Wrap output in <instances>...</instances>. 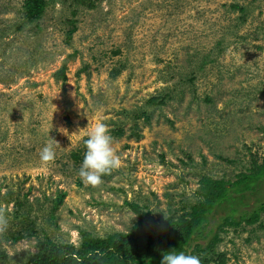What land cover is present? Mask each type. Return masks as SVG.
<instances>
[{
	"label": "rangeland",
	"instance_id": "obj_1",
	"mask_svg": "<svg viewBox=\"0 0 264 264\" xmlns=\"http://www.w3.org/2000/svg\"><path fill=\"white\" fill-rule=\"evenodd\" d=\"M28 1L0 0V264L126 233L132 206L178 216L202 178L264 156V0H39L34 19ZM97 122L121 166L92 186L78 170ZM231 196L209 228L264 202V181ZM220 238L226 264H264V213Z\"/></svg>",
	"mask_w": 264,
	"mask_h": 264
},
{
	"label": "trees",
	"instance_id": "obj_2",
	"mask_svg": "<svg viewBox=\"0 0 264 264\" xmlns=\"http://www.w3.org/2000/svg\"><path fill=\"white\" fill-rule=\"evenodd\" d=\"M25 6V16L29 19L40 13L39 0L28 1ZM154 102V98L148 100L150 104ZM262 181L264 156L253 157L247 172L238 174L233 182L202 178L199 198L178 216L156 220L149 212L132 206L137 220L128 232H115L104 238H93L82 232L77 246L41 243L42 252L31 264H161L163 254L172 249L198 256L201 264H226V254L216 249L222 241L220 234L225 233L226 228L257 223L264 213V202L238 218L230 214L224 216L216 229L209 228L208 217L222 203L224 209L233 213L242 197L232 198L231 193L241 196Z\"/></svg>",
	"mask_w": 264,
	"mask_h": 264
},
{
	"label": "clouds",
	"instance_id": "obj_3",
	"mask_svg": "<svg viewBox=\"0 0 264 264\" xmlns=\"http://www.w3.org/2000/svg\"><path fill=\"white\" fill-rule=\"evenodd\" d=\"M84 146L85 151L78 174L84 184L97 186L102 183L104 175L110 174L121 166L107 125L97 122L87 132ZM54 155L52 144L45 145L40 152V158L43 161H51ZM3 223H5L3 217H0V224ZM161 264H201V261L196 255L172 249L163 254Z\"/></svg>",
	"mask_w": 264,
	"mask_h": 264
}]
</instances>
